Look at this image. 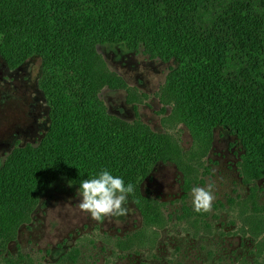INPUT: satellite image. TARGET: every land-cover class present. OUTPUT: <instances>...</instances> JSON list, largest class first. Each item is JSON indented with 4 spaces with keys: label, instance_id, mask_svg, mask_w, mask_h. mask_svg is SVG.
<instances>
[{
    "label": "trees",
    "instance_id": "trees-1",
    "mask_svg": "<svg viewBox=\"0 0 264 264\" xmlns=\"http://www.w3.org/2000/svg\"><path fill=\"white\" fill-rule=\"evenodd\" d=\"M105 42L173 60L160 86L170 116L197 143L216 127L233 133L242 179L264 178V0H0V54L40 57L48 106L40 139L0 162V252L61 175L79 188L107 169L134 185L142 225L157 220L154 199H138L139 183L158 160L185 153L167 133L106 112L100 89L122 81L95 49ZM263 240L251 237L254 256Z\"/></svg>",
    "mask_w": 264,
    "mask_h": 264
},
{
    "label": "rangeland",
    "instance_id": "rangeland-1",
    "mask_svg": "<svg viewBox=\"0 0 264 264\" xmlns=\"http://www.w3.org/2000/svg\"><path fill=\"white\" fill-rule=\"evenodd\" d=\"M95 49L122 81L109 86L123 88L114 91L113 100L109 99L110 91L100 89L106 112L167 133L185 153L181 159L158 160L139 183L138 199H154L158 218L154 224L142 225L133 200L137 197L129 195L127 215L93 220L78 207L79 188L61 175L40 192L28 218L16 226L13 238L0 252V264H237L242 259L264 264V240L261 254L254 256L251 251L253 234L264 239V178L254 182L242 179L235 135L216 127L197 143L187 127L170 116L171 103L160 93L164 79L154 89L153 81L140 85L134 70L129 77L120 76L124 62L120 56L133 50L139 60L148 53L121 43H98ZM148 56L152 57L149 63L144 60L146 64H138L141 74L151 65L150 70L161 75L173 64L170 59ZM25 58L7 60L11 66L22 63V71L28 76L12 84L0 79V162L14 146L35 143L45 125L43 118L33 122L32 117L35 110L42 109V104L32 99L36 98L34 74L41 70V59L37 55ZM113 60H119L118 66ZM189 153L193 157L187 165ZM211 181H215L212 211L197 213L191 189L205 187ZM71 248V255L60 256Z\"/></svg>",
    "mask_w": 264,
    "mask_h": 264
},
{
    "label": "clouds",
    "instance_id": "clouds-1",
    "mask_svg": "<svg viewBox=\"0 0 264 264\" xmlns=\"http://www.w3.org/2000/svg\"><path fill=\"white\" fill-rule=\"evenodd\" d=\"M214 188L215 181H211L205 187L194 186L191 189L195 212L212 211V202L215 199ZM133 192L134 185L131 182L126 184L122 177L102 169L96 176L83 179L76 195L81 197L78 203L79 209L89 213L93 220L102 221L105 217L127 215L128 197Z\"/></svg>",
    "mask_w": 264,
    "mask_h": 264
},
{
    "label": "flooded vegetation",
    "instance_id": "flooded-vegetation-1",
    "mask_svg": "<svg viewBox=\"0 0 264 264\" xmlns=\"http://www.w3.org/2000/svg\"><path fill=\"white\" fill-rule=\"evenodd\" d=\"M127 56V58H126ZM126 56H120V58H122V60L124 61L121 64V77L123 78V76L127 75V77H129L131 75V73L133 72V70L135 71L134 74L137 75V79H139L140 81V85H150V82H154V89L158 87L159 82H161L164 77L165 74L167 72V68L163 70V72L161 71V75L159 74V72L155 71V70H150L151 69V65H148V70H144L141 73H139L137 71V69L139 68L138 64L144 65L146 64V62H150L148 58H152L149 57L148 54H145L143 59H139L137 60L134 57V51H129V53L126 54ZM26 59V58H25ZM25 59L21 60L24 61ZM158 59V58H157ZM146 62H145V61ZM156 60V59H155ZM118 62L119 60L114 61L113 60V65L118 66ZM164 62V61H163ZM22 63H15V66H11L9 65L8 60L5 57H1V61H0V79H4V81L6 83L12 84L14 80L16 79H22L23 76H28V74L25 71H22L24 69L25 66L21 65ZM12 68H15L17 71L12 72L11 70H13ZM35 68V67H34ZM21 70V71H20ZM36 70V68H35ZM40 75V69H38V72L36 70V73L34 74V82L36 85V98L32 97V99L35 101H38L42 104V109L41 111H39L38 109L35 110L34 113H32V117H33V122L36 120L37 117H41L43 118V120L45 121V125L43 127H41L39 135L37 136V139H40V137L43 135V133L46 130V126L48 124V106L46 104V101L44 99L43 93L40 89V87L38 86V78ZM152 77H149L151 76ZM104 89H107L108 91H110L112 94L109 95V99L113 100V96H114V91L117 90H122V87H109V86H104L102 87ZM102 90V89H101ZM124 91V90H123ZM100 92V91H99ZM125 92V91H124ZM138 101H136L137 103ZM29 126H32V123L29 124ZM29 130V129H28ZM32 132V131H29Z\"/></svg>",
    "mask_w": 264,
    "mask_h": 264
}]
</instances>
